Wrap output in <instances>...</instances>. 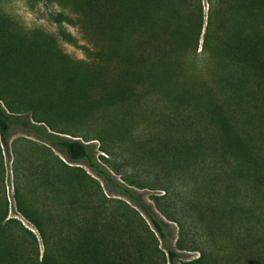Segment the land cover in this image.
Listing matches in <instances>:
<instances>
[{
  "label": "rangeland",
  "instance_id": "obj_1",
  "mask_svg": "<svg viewBox=\"0 0 264 264\" xmlns=\"http://www.w3.org/2000/svg\"><path fill=\"white\" fill-rule=\"evenodd\" d=\"M188 1L176 35L193 48L176 55L177 81L163 87L166 93H156L160 98L152 94L138 104L131 119L116 108L77 115L63 105L40 115L36 100L15 99L14 106L23 109L11 121L7 149L0 143V222L14 219L32 232L40 258L39 232L50 235L49 246L56 250L62 246L56 239L71 234L80 219L111 237L120 251L132 257L146 252L151 264H189L199 259L198 249L228 256L224 246L231 228L249 221L264 225V82L256 79L264 72V0ZM0 24L12 38L36 39L45 61L49 38L68 59L94 61L93 43L84 39L68 0H0ZM257 51L260 67L245 61ZM0 107L9 113L3 102ZM222 121L229 128L219 135ZM28 122L40 135L53 131L85 145L98 167L162 223L165 242L148 217L125 196L108 192L85 162L69 163L53 150L61 163L55 160L51 172L45 171L51 164H45L47 155L37 146L42 139ZM45 181L53 184L54 194V188L47 192L38 185ZM165 192L167 204L157 206ZM176 219L184 222L183 238ZM26 239L24 246L30 247ZM217 264L243 263L228 256L217 257Z\"/></svg>",
  "mask_w": 264,
  "mask_h": 264
},
{
  "label": "trees",
  "instance_id": "obj_2",
  "mask_svg": "<svg viewBox=\"0 0 264 264\" xmlns=\"http://www.w3.org/2000/svg\"><path fill=\"white\" fill-rule=\"evenodd\" d=\"M68 2L78 16V25L84 39L93 43L91 54L94 61L89 64L68 59L50 38L47 39L52 44L48 47L50 59L49 62L45 61L39 53L36 39L27 36L12 38L8 34L9 30L0 24V102L5 104L10 113L0 107V143L4 149L9 145L14 114L23 109L14 106L15 99L36 100L34 107L40 115L52 114L55 106L63 105L68 113L77 115L93 114L106 107L116 108L122 112L121 116H130L131 119L138 104L146 102L152 98V94L159 91L160 94L166 93L163 87L177 81L179 61L176 55L193 48L186 38H178L176 35L177 29L181 27L178 24L181 21L182 7L188 0ZM200 13H203L202 4ZM194 42H198V39ZM261 54V51H257L251 61H245L254 67H260V63L263 64ZM256 74V79L264 82V72ZM37 78L46 85L38 88L35 83L39 81ZM61 88H66V92L61 94ZM51 92L53 96L50 98ZM39 93H42L41 98H37ZM156 97L160 98L157 94ZM26 126L40 135L38 128L31 123L28 122ZM228 128L222 121L218 125L219 135L227 134ZM52 133L40 135L42 141L63 153L69 163L85 162L103 180L108 192L125 196L138 207L148 217L154 232L165 242L166 234L162 223L146 210L144 204L129 189L98 167L89 157L85 145L77 140H62L53 131ZM224 155L220 158L224 159ZM237 155L240 156L239 153ZM57 161L61 163L60 160ZM43 184L48 185L46 181ZM50 186L54 188V194L55 187L53 184ZM261 194L264 196V190ZM159 202L167 204V193L166 197L156 200L157 206ZM167 218L169 221L173 219ZM176 220L180 222L177 224L178 232L183 238L184 222ZM10 221L12 222L9 224ZM90 224V221L80 219L79 225L77 222L78 226L71 234L56 239L62 242V246L56 250L49 246L50 235L39 232L44 248L40 258L37 238L32 232L14 219L5 224L0 222V264H151L146 252L132 257L131 253L120 251L111 237L93 230ZM230 233V240L224 246L229 249V257L236 258L243 264H264V225L249 221L244 226H234ZM26 238L30 239V247L24 246L23 240ZM179 242L182 244V239ZM198 251L199 259L189 264H217V257L228 258L224 253H216L214 256L210 250ZM174 256L169 252L170 260Z\"/></svg>",
  "mask_w": 264,
  "mask_h": 264
},
{
  "label": "crops",
  "instance_id": "obj_3",
  "mask_svg": "<svg viewBox=\"0 0 264 264\" xmlns=\"http://www.w3.org/2000/svg\"><path fill=\"white\" fill-rule=\"evenodd\" d=\"M37 146H39L40 147V149L42 150V151H44L45 153H46V160L45 161H47V163H45L46 165H50L51 164V166H48V167H44V170L45 171H47V172H51V169L55 166V159L56 160H60L58 157H56L55 155H54V153H53V150H55V149H53L51 146H49L48 144H46L45 142H41L39 145H37ZM44 161V162H45ZM45 165V166H46ZM52 167V168H51ZM44 175H46V173L44 174ZM48 183V182H47ZM52 183H49V185H43L42 184V186H41V183H38V185L39 186H41L42 187V189L44 188L45 190H47V192H52L51 190H52V187L50 186ZM51 188V189H50Z\"/></svg>",
  "mask_w": 264,
  "mask_h": 264
}]
</instances>
